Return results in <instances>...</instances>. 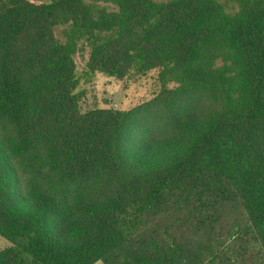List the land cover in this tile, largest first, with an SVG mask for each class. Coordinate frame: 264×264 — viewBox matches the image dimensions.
<instances>
[{"label":"trees","instance_id":"16d2710c","mask_svg":"<svg viewBox=\"0 0 264 264\" xmlns=\"http://www.w3.org/2000/svg\"><path fill=\"white\" fill-rule=\"evenodd\" d=\"M151 70L149 101L81 110ZM196 93L219 107L177 120ZM0 238V264H264V0H0Z\"/></svg>","mask_w":264,"mask_h":264},{"label":"rangeland","instance_id":"374dc122","mask_svg":"<svg viewBox=\"0 0 264 264\" xmlns=\"http://www.w3.org/2000/svg\"><path fill=\"white\" fill-rule=\"evenodd\" d=\"M159 1V0H158ZM161 1V0H160ZM79 51L74 57L77 71L85 68L90 48L84 43H79ZM158 70H151L141 76H134L130 80H115L99 73H95L91 81L84 85L85 94L80 101L81 110L91 108H116L130 110L136 106L149 101L161 90L158 81ZM173 83L168 84L169 88L175 87ZM178 107L177 120H185L187 117L203 115L211 108L219 107L218 102L213 103L204 95L193 94L189 98L178 101L174 104ZM165 113L161 109L155 111L150 109L140 123L132 129L136 135H142L149 143H158L163 137L172 134L170 125L166 124ZM5 240L0 238V248ZM95 264H102L97 262Z\"/></svg>","mask_w":264,"mask_h":264}]
</instances>
